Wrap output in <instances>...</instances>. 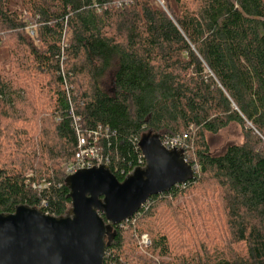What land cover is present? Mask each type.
Wrapping results in <instances>:
<instances>
[{
	"label": "trees",
	"instance_id": "1",
	"mask_svg": "<svg viewBox=\"0 0 264 264\" xmlns=\"http://www.w3.org/2000/svg\"><path fill=\"white\" fill-rule=\"evenodd\" d=\"M163 1L0 0L1 116L44 106L0 131V214H66L77 129L119 182L142 134H187L193 180L113 226L103 264H264V0Z\"/></svg>",
	"mask_w": 264,
	"mask_h": 264
},
{
	"label": "water",
	"instance_id": "2",
	"mask_svg": "<svg viewBox=\"0 0 264 264\" xmlns=\"http://www.w3.org/2000/svg\"><path fill=\"white\" fill-rule=\"evenodd\" d=\"M158 134L141 135L144 168L119 182L105 165L66 177L71 206L62 217L16 207L0 214V264H103L113 226L131 220L150 197L194 178L181 150L165 149Z\"/></svg>",
	"mask_w": 264,
	"mask_h": 264
},
{
	"label": "built area",
	"instance_id": "3",
	"mask_svg": "<svg viewBox=\"0 0 264 264\" xmlns=\"http://www.w3.org/2000/svg\"><path fill=\"white\" fill-rule=\"evenodd\" d=\"M100 128L87 135H84L77 129V148L78 151L74 155L73 163L67 168V177L73 175L77 171L91 169L93 167L103 166L104 158L98 153L95 144L99 140ZM160 139L161 145L167 150H181L183 155L190 149V136L187 134L176 135L170 138ZM139 142V141H138ZM139 148V147H138ZM143 158V156H142ZM186 161V160H185ZM106 166V165H105ZM45 186V185H44ZM141 246L148 247L150 244L146 236L141 238Z\"/></svg>",
	"mask_w": 264,
	"mask_h": 264
},
{
	"label": "rangeland",
	"instance_id": "4",
	"mask_svg": "<svg viewBox=\"0 0 264 264\" xmlns=\"http://www.w3.org/2000/svg\"><path fill=\"white\" fill-rule=\"evenodd\" d=\"M155 2L160 7L164 6L163 0H155ZM30 106L31 105H29V108L25 110H20V109H15L14 111L7 110L9 112L8 118L1 116L2 111L0 107V131L3 130L4 135H6L7 130L11 131V125L15 126L16 127L15 129L17 128L22 129L23 125L27 124L25 123L26 121L28 122L30 121L33 124V126H35L36 123L33 120L32 116H26V115L28 113L31 115L32 109H34L36 106L37 108L40 106L41 107H44V106L39 103H37L36 105H33L32 107ZM23 117H25L24 118L25 122L22 120ZM206 138H207L209 151L212 154L221 152L229 144H240L243 140L241 128L237 125H230L228 128L219 132L217 135H214V136L208 135ZM0 143H2L1 138H0ZM144 236H146L149 239L147 235H144Z\"/></svg>",
	"mask_w": 264,
	"mask_h": 264
}]
</instances>
